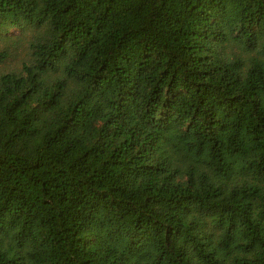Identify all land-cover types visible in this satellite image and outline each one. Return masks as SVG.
Masks as SVG:
<instances>
[{
    "label": "trees",
    "instance_id": "1",
    "mask_svg": "<svg viewBox=\"0 0 264 264\" xmlns=\"http://www.w3.org/2000/svg\"><path fill=\"white\" fill-rule=\"evenodd\" d=\"M0 264H264V0H0Z\"/></svg>",
    "mask_w": 264,
    "mask_h": 264
}]
</instances>
